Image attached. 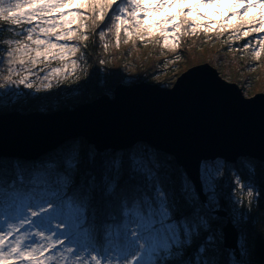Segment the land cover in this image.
Listing matches in <instances>:
<instances>
[{
    "label": "snow or ice",
    "instance_id": "1",
    "mask_svg": "<svg viewBox=\"0 0 264 264\" xmlns=\"http://www.w3.org/2000/svg\"><path fill=\"white\" fill-rule=\"evenodd\" d=\"M242 2L245 12L257 6L264 8V0ZM114 3L116 0H86L76 5L77 11L57 12L54 16V11L68 4L63 0H27V3L22 0H0V20L14 26L8 31L23 37V40L4 41L9 47L8 55H13L12 45L15 43L16 64L26 73L20 75L10 62L9 75L19 78L6 80L9 89L4 95L10 96L14 102L17 94L11 92L12 85L33 89L35 81H39L35 90L40 92L52 88L53 80L63 83L75 75L84 56L78 59L73 57L80 51V43L88 39L84 21L89 19L87 13L78 10L91 9L95 25L96 21L105 18ZM176 3L184 4L185 0H176ZM215 3L216 0H203L197 6ZM173 6L166 0L147 6L140 0H119L111 16L117 46L121 31L124 36L131 38L136 34L130 30L131 27L142 31L156 27L164 35L169 29L161 25H170L173 32L171 37L164 35V46H168L170 39L178 43L180 33L187 34V30L185 22L177 20V17L190 15L191 8L178 12L177 17H169L147 27L140 24L142 17L137 16V12L159 11ZM23 8L28 11H21ZM66 16H72L73 20H66ZM77 20L80 22L77 28L68 27ZM174 20L177 22L173 23ZM21 24L32 27L23 32H15V26ZM124 24L130 27L122 29ZM198 27H204L205 30L209 28L208 25L199 26L194 23L187 25L193 34ZM250 30L261 32L264 30V22L254 20ZM243 34L247 36L249 33L245 31ZM105 35V30H101L99 39L103 41ZM138 39L143 41L147 37L139 35ZM72 41L77 43L73 44ZM102 47L107 50L109 45L104 43ZM254 54L259 57L260 51L255 50ZM53 61L61 62L62 67L45 71ZM40 64L45 67L34 72L33 69H37ZM32 77H35V81ZM3 87L0 85V88ZM102 167L99 177L88 171L79 180L73 181L71 175L77 168L73 154L66 161L65 175L50 174L42 182V187L35 186V181L32 184L15 182V176L11 178L14 181L11 185L0 183V217L4 218L0 220V264H228L227 261L215 259L221 238L211 233L210 221L205 214L206 209L219 208L218 167H202L200 192L184 176L175 180L167 175L160 178L135 154L128 157L129 174L123 184V158L106 159ZM235 185L242 186L239 176L235 179ZM133 190L138 196L143 193L142 198L137 203L125 205L130 210L123 212L122 222L119 216L114 215L112 219L117 222L101 230L100 220L86 214L89 207L97 204L101 210L108 206L118 209L122 194ZM201 194L205 197L204 201L200 200ZM246 196L252 199L254 192L248 190ZM234 222L240 223L241 217L236 216ZM202 232L208 233L206 240L195 249L194 259H185L188 249ZM238 246L243 255L246 251L243 235L238 240Z\"/></svg>",
    "mask_w": 264,
    "mask_h": 264
},
{
    "label": "water",
    "instance_id": "2",
    "mask_svg": "<svg viewBox=\"0 0 264 264\" xmlns=\"http://www.w3.org/2000/svg\"><path fill=\"white\" fill-rule=\"evenodd\" d=\"M79 137L96 152L139 143L165 153L200 192L206 162L246 157L264 162V93L245 97L237 84L200 63L181 73L171 88L119 84L113 98L103 95L73 110L0 114V158L36 160ZM214 214L225 220L223 249L239 259L237 227L224 210Z\"/></svg>",
    "mask_w": 264,
    "mask_h": 264
},
{
    "label": "rangeland",
    "instance_id": "3",
    "mask_svg": "<svg viewBox=\"0 0 264 264\" xmlns=\"http://www.w3.org/2000/svg\"><path fill=\"white\" fill-rule=\"evenodd\" d=\"M84 1L85 0H63V2L68 4V6L54 11L53 15L55 16L57 12L64 13L77 11L76 5L83 3ZM22 2L27 3V0H22ZM140 2L147 6L149 4L159 3L160 0H140ZM166 2L173 4L174 6L171 8H161L159 11L137 12V16L142 17L140 24L143 27H147L150 24H155L169 17H177L178 12L187 11L189 8L192 9L190 15L177 17V20H183L185 22L184 27L187 30V34L181 32L178 43L170 39L167 47L164 46V35L169 37L173 35L170 25H161L162 28L169 29V31L164 35H162L160 33V29L156 27L150 28L149 31H142L141 29L131 27L130 30L136 34L129 38L124 36L123 31H121L119 37L120 42L117 46L116 31L113 27L111 16L117 4H119V0H116L113 7L107 11L105 18L102 21H96L95 25H93L92 20L93 11L91 9H84L87 11L89 16V19L84 21L87 25L86 34L89 29H93V32L98 37V42L101 43L105 40L101 41L99 39V33L101 30H105L106 35L104 39L109 38V36L115 39L114 43L108 44L109 47L107 50L101 47V53L104 59H107L106 61H108V63L110 62L109 64H112L110 65V78L113 77V79L111 81L110 78L109 80L107 78V80L102 83V79L100 78L101 82L97 84L99 88L96 87L94 89L95 83L92 82V79L93 81H96V76L93 78L94 71L96 69L93 70V67L90 68L88 59H93L92 63L95 65H98V60L99 63L102 64V59L96 58L98 59L96 60L95 58H89L87 55L80 54L78 51L76 57H73V59H78L81 55H83L84 60L80 62L75 75L69 77L63 83H57L53 80L52 88L42 89L40 92H36L35 90L36 86H39V81H35V77H32L35 81L33 89H24L23 86L12 85L11 92L17 94V98L14 102H12L10 96L4 95V93L9 89V85L6 83V80L18 79L19 77L9 75V63L11 62L16 67L17 71L20 72V75H24L26 73H24L23 70L20 69L19 65L16 64L17 56L15 53V43L12 45L13 55L11 57L8 55L9 48L8 50L2 51L0 54V85H4V87L0 88V114L9 112H19L22 114L32 113L33 110L31 106L34 105L36 101L50 94V92L54 89L62 90V93L57 94L59 100H56L55 107L73 110L78 105L92 102L93 100L101 97L97 91H107L110 89V91H108L109 93L104 95L109 98H113V91L119 84L132 86L133 84L145 82L148 84H156L160 88H171L181 73L185 72L191 65L194 66L200 64V62L207 63L214 67L219 76L229 83L232 82L237 84L245 97H251V95L253 96L262 91L264 88V46L262 38L258 37L257 39H253L254 42L252 43L254 45L251 44V59H246L250 66H247V63H245L246 61L244 62L239 59L234 53L223 54L218 52L221 44L220 42L218 43L216 35L224 33L221 37H230V44L234 41H239L238 35H243L245 31H248V33H252V31L249 29L242 30L240 31L241 34L238 33V35L232 39L231 35L236 33V28H234L236 26L232 25L236 24L239 26L240 24L244 25V23L252 24L254 20L264 22V8L257 6L249 8L245 12L243 10L242 0H216L215 4H203V6H197L201 5L203 0H185L184 4H178L176 3V0H166ZM251 2L255 3L256 0H251ZM237 4L240 6H235ZM21 11H28V9L23 8ZM78 11H80V9ZM97 11H99V9H97ZM197 12L200 13L199 16L196 15ZM234 13H240V15H233ZM65 19L73 20V17L66 16ZM175 22L177 21L174 20L173 23ZM3 23L6 22L3 21ZM79 23L80 22L77 20L68 25V27L75 29L79 26ZM192 23L199 26L208 25L209 28L208 30H205L204 27H198L195 30V34H193V30L191 28H187V25ZM6 24L13 26L10 23ZM15 27L18 30L16 32H23L25 29L32 27V25L21 24ZM121 27L123 29L129 28L130 26L128 24H124ZM139 35H143L147 37V39L141 41L138 39ZM251 35L257 36L258 34L254 32ZM20 38L23 39L22 36ZM125 40H127V43H125ZM13 41H16V39ZM72 43L75 44L77 42L72 41ZM255 50L260 51L259 57L254 54ZM231 62L236 63L233 64ZM217 66L221 71H224L225 74L219 73ZM44 67L45 66L43 64H40L37 66V69H33V71L35 72L39 68ZM57 67H62V63L59 61H53L45 68V71H50L51 69ZM40 75L43 76L44 73H40ZM38 111L43 112L42 110ZM151 152V148L138 143V145L132 148L130 156L135 154L138 158L143 160L144 156L151 155ZM149 158L153 167H157L154 155ZM223 163L226 162L215 160L204 163L202 167L206 165H213L219 168L220 171L217 177L219 208L214 210H223L221 207L222 201L220 200V197H223V199L229 203V216L237 227L238 223L234 222L236 216H240L242 219L244 208L247 209V206L251 201V199L246 196V192L248 190H252L254 192V197H256L257 192L255 188L249 184V182L241 179V174L235 167H225ZM246 167H248L246 169L249 171L252 170L250 166ZM178 170V168H176V170L174 169V173L179 174ZM182 174L186 177L184 172H182ZM27 175L29 179H27L26 184H32L33 181H35V186L37 187H42V182L49 176L41 173L39 174L38 170L27 172ZM237 176L240 177L241 187H237L235 185V179ZM228 189H230L229 191L231 192L228 196H226L223 193ZM209 211L211 212L213 210ZM3 219V217H0V220ZM222 223L224 224L225 220ZM223 224H221L217 230H213L209 227L212 234L221 238L218 242L220 245L222 243L221 226ZM206 237L203 236L202 232V234L196 239H201L203 242L206 240Z\"/></svg>",
    "mask_w": 264,
    "mask_h": 264
},
{
    "label": "trees",
    "instance_id": "4",
    "mask_svg": "<svg viewBox=\"0 0 264 264\" xmlns=\"http://www.w3.org/2000/svg\"><path fill=\"white\" fill-rule=\"evenodd\" d=\"M86 0L83 2L85 3ZM82 13H87L86 10L80 9ZM243 24H240L239 26L236 24H233L232 26H236V33L231 35V38H235L238 33L242 30L249 29L252 26V24L244 23V27H240ZM13 28V26L7 25L6 23H3V21H0V54L2 51L8 50V45L4 43L7 39L12 40H19L21 36H16L13 34V32L8 31V29ZM239 29V31H237ZM18 31L15 27V32ZM252 33H254L252 31ZM252 33H249L247 36L238 35L239 41H234L230 44V37H221L224 33H218L217 36L218 43L220 42L221 46L220 49H218V52L220 53H234L237 55V57L244 62L246 59H251V44L254 45L252 42L253 39H257L258 37L262 38L263 40V46H264V31L256 32L258 35H251ZM227 34V33H226ZM88 39L86 41H83L80 43V54L87 55L89 58H98L102 59L103 63L100 64L98 60V65H95L92 63L93 59H88L90 68L93 67L94 76H96V81L94 82V89L97 86L98 83L105 82V80H109L111 77V67L107 59H104L102 53H101V47L102 44H112L114 43L113 38L109 36V38L104 39V42L99 43L98 37L93 32V29L88 30ZM215 36V37H216ZM23 40V39H22ZM249 41V42H248ZM229 45V46H228ZM245 45H248L246 48ZM262 46V50H263ZM261 50V52H262ZM103 51V50H102ZM263 54V53H262ZM84 63V62H83ZM202 63V62H200ZM235 64L236 62H231ZM247 66L249 65V62L246 61ZM217 65V64H216ZM215 65V66H216ZM192 66V65H191ZM221 66V65H220ZM218 67V66H217ZM216 67V68H217ZM219 73L225 74L224 71H221L218 67ZM99 75V76H97ZM101 78V79H100ZM113 77L110 78L112 81ZM89 81V79H88ZM87 81V82H88ZM83 82V81H82ZM108 83V82H107ZM115 83V82H113ZM113 85V84H112ZM99 88V87H98ZM64 90V89H63ZM110 89L107 91H97L99 93V96H103L106 93H109ZM59 93H62L61 89H54L50 94L45 96L44 98H41L40 100L36 101L34 103V107L31 106L33 111L42 110L43 112H52L61 109V107H55L56 100H59L58 95ZM264 93V88L261 92ZM46 98V99H45ZM132 148L122 149V150H116V151H106V152H96L94 147L90 146L85 142V140L82 137L71 139L65 144H62L61 146H58V148H54L51 152L37 158L36 160L31 161H25L21 159H13L12 158H0V183H7L8 185H11L14 181L11 180L13 176H15L16 180L15 182L23 181L24 183H27V172L38 170L39 174H57L59 176H64L66 168V161L67 159L73 157V154H75V159L77 161V168L72 172L71 179L73 181L79 180L84 173L91 171L95 173L98 177L103 171V163L106 159H116V158H123L125 161V167L123 171V175L121 178V184L125 180L128 179V157L130 156V153L132 152ZM151 155L144 156L143 161L147 165L148 168L155 171L157 175L160 178H163L164 176H170L173 180H175L177 177L183 176L181 172V168L178 167L174 161V159L161 152H156L153 149H151ZM154 155V160L156 161L157 165L160 167H153L152 162L150 161V156ZM91 161V162H90ZM226 166H232L235 167L236 170L241 174V179L243 181L249 182L251 184L257 194L256 197L252 198L249 202L247 209L244 208L243 215L241 222L237 224V229L239 232V236L242 235L245 238L246 241V251L243 255H241L239 259L236 258V255L232 251H228L223 249L222 244H219V251L215 256V259L218 261H227L228 264H249V263H255V264H264V162H260L256 160L255 158H242L239 159L236 163H223ZM49 165H52L50 168ZM246 166H250L252 170H248ZM178 168V173H174V169L176 170ZM29 182V181H28ZM230 189L226 190L223 194L228 196V194L231 192ZM143 193H141L139 196L137 195V192L135 190L128 192L126 194H122V198L120 199V206L118 209H113L110 206L105 207L101 210L99 204H97L95 207H89L87 209V215L91 218L93 216H96L99 220V228L101 230L107 228L109 225H112L116 223L117 221H114L112 217L119 216L120 222H122V216L124 211L130 210V207H125L126 204L130 205L132 203H137L142 198ZM220 200L222 201L221 207L225 212L228 213L230 211L229 203L226 202V200L223 199V197H220ZM214 211L205 210L206 218L209 219V227L211 229H216L223 224V219L218 217L214 214ZM93 227H97V225H93ZM214 233V232H213ZM207 233H203V236L206 237ZM202 243L201 239H196L195 243L188 249V255L185 257V259H194V251L197 248L198 245ZM240 250V249H239Z\"/></svg>",
    "mask_w": 264,
    "mask_h": 264
}]
</instances>
